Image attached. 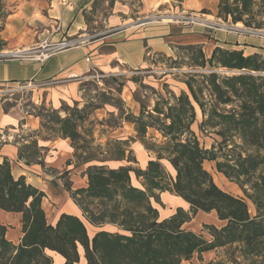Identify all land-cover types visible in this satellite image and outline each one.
<instances>
[{
    "label": "trees",
    "instance_id": "trees-1",
    "mask_svg": "<svg viewBox=\"0 0 264 264\" xmlns=\"http://www.w3.org/2000/svg\"><path fill=\"white\" fill-rule=\"evenodd\" d=\"M215 1L218 18L264 28V0ZM188 49L193 50L192 66L210 72L189 75L184 81L188 93L172 96L173 103L162 100L166 107L156 101L150 111L141 107L139 116L125 118L134 125L135 138L155 159L145 169L90 165L85 170V187L71 190L69 183L65 185L89 224L98 228L109 224L118 231L99 230L90 238L84 222L68 214H61L55 224L48 223L41 205L44 192L24 176L15 178L4 160L0 163V209L21 215L23 235L14 244L5 237L6 226L0 224V264H53L48 251L61 255L63 264H77L79 248L85 264H180L208 251L216 252L208 264H264V56L215 47L206 57L199 45ZM216 69L236 73L220 74ZM198 112L199 132L212 139L209 148L191 128ZM53 114L56 133L71 140L78 164L90 162L92 157H83L85 152L77 153L75 146V139L81 140L82 119ZM148 129L157 130L164 141L148 143ZM132 140L116 143L115 160L126 159ZM19 145V159L29 163L41 157L36 137ZM163 159L174 169V177L162 166ZM205 161H215L217 171L236 183L244 198L215 185L203 167ZM131 173L141 180V187L133 185ZM165 191L183 199L192 215L213 211L225 224H204L209 236L205 238L182 229L191 218L181 208L160 220L152 201L160 204L159 194ZM246 199L254 205V215Z\"/></svg>",
    "mask_w": 264,
    "mask_h": 264
},
{
    "label": "crops",
    "instance_id": "crops-1",
    "mask_svg": "<svg viewBox=\"0 0 264 264\" xmlns=\"http://www.w3.org/2000/svg\"><path fill=\"white\" fill-rule=\"evenodd\" d=\"M4 2L7 16L0 31V41L4 44L2 48H6L5 51L23 53L32 51L34 47L39 48L45 41L54 44L62 40L78 38L81 40L80 46L50 54L42 61L28 57L0 61V86L35 84L36 94L43 95L40 100L47 101L54 110H58L62 104L80 100V87L92 71L114 75L121 71L122 67L138 69L146 62L149 54L169 56L172 49L179 45L202 46L204 50L208 49V56L215 47L241 50L244 55L259 54L256 49L247 50L235 45L241 40L238 37L208 32L199 25L193 26L185 22H180L179 25L150 17L155 11L159 13L172 10L174 0H53L51 3L45 0H4ZM190 2L198 7L189 5ZM180 3L184 12L196 15V12L208 8L211 2L183 0ZM211 5L213 7L212 3ZM229 40L234 44H226ZM1 127H11V134L17 136L23 131H38L40 119L23 113L19 108H12L7 113L0 108ZM1 134L0 130V136ZM36 140L41 148V157L29 163L18 158L19 145L10 139L6 141L7 143L0 140V163L7 160L15 178L24 176L27 183L44 192L45 197L41 205L48 223L55 224L61 214L77 216L82 220L81 210L58 177L61 175L63 177L65 171L75 173L70 171L71 165L77 170L71 140L62 137L44 139L39 136ZM149 156L148 159L153 160L152 155ZM162 162L166 171L174 177L175 172L169 162L166 160ZM90 165L92 164L78 168L83 175L82 183L71 189L86 186L85 170ZM219 180L227 182L223 176H220ZM159 200L160 204L154 201L152 204L157 208L160 220L171 217L178 208L184 211V204L189 207L183 199L168 191L160 193ZM198 213L202 217L197 219L204 221V224H213L216 227L225 224L217 219L214 212ZM82 221L90 238L99 230L118 231L109 224L98 228L87 221V223ZM0 224L7 228L6 239L14 244L19 243L23 235L21 215L0 209ZM185 224L187 222L182 228ZM79 253L80 260L77 264H85L82 248H79ZM47 254L51 256L53 264L64 263V258L58 253L48 251ZM200 256L209 263L216 258V252L208 251ZM191 260L193 257L180 264H190Z\"/></svg>",
    "mask_w": 264,
    "mask_h": 264
},
{
    "label": "rangeland",
    "instance_id": "rangeland-1",
    "mask_svg": "<svg viewBox=\"0 0 264 264\" xmlns=\"http://www.w3.org/2000/svg\"><path fill=\"white\" fill-rule=\"evenodd\" d=\"M174 1L175 2L172 3V10L160 11L159 13L155 11L151 13L152 15L150 17L161 18V20L163 17H171L169 23H177L180 25V22H185L193 26L199 25L208 32H218L225 36L238 37L241 40H239V43L236 42L237 44L235 45H239L247 50L256 49L259 54H264V28H247L242 23L241 25L233 24L230 18H228L227 21L218 18L216 16L217 2L215 0H210L213 7L210 3L208 8L196 12V15L191 14V12H184L181 9L182 4L180 2L183 0ZM189 5L198 7L193 2H190ZM212 11H214V13H212ZM6 16L7 9L5 2L4 0H0V31L3 29ZM242 38L244 40H242ZM228 43L231 45L234 44L231 40L226 44ZM80 44L81 43L76 47L80 46ZM3 46L4 44L0 41V51L6 50V48H2ZM188 46L179 45L174 47L169 56L165 54H149L146 58V62L138 69L122 67L121 71L114 75L92 71L87 76L82 87H80V100L74 103L62 104L58 110H54L44 99L43 101L42 99L40 100V97H43V95L36 94L35 90L37 88L35 84L1 85L0 106L2 107L0 108L6 113L12 108H19V110L25 114L38 117L40 119V129L35 132L23 131L22 134L20 133L17 136H13L11 134V127H1L0 130L2 134L0 140H2V142H8L10 139L11 142L19 145L23 142H29L37 136L44 139L60 137L56 133L58 124L53 118V111H56L60 118L71 116L74 119L78 117L82 119V121H79L78 129V132L81 134V140L75 139V146L78 148L77 153L82 155V153L85 152L83 157H92V160L87 162L88 164L105 165L113 168H118L122 165H130L133 168L145 169L147 161L149 160L148 158H150L149 154L152 155L153 160L155 159V154L146 150L145 146L135 138L136 133L134 132V125L127 122L125 118L129 115H133L134 117L139 116L141 107H145L150 111L154 107L156 101L160 102V107H166L167 102L173 103L172 96H179L182 91L188 93L184 81L189 75L210 72L208 68L200 69L192 66L190 57H192L191 53L193 50L188 49ZM202 50L205 56L209 57L208 49L205 48L204 50L202 48ZM32 51L35 53H26L24 57L35 59L43 50L34 47ZM52 52L53 51L49 50L45 53L51 54ZM216 71L220 74L236 73L224 69H216ZM162 100L166 103H162ZM201 119V113L197 114L196 122L191 128L199 137L200 142L206 148H209L212 144V139L209 137H202L198 130V123L201 122ZM148 121L150 120L148 119ZM41 125L44 127H41ZM20 126L21 125H19V128ZM131 137L134 138V140L128 141L129 147L125 152L126 159L123 161L115 160L116 143L118 141L129 140ZM146 140L148 143L154 145H159L164 141L161 134L155 129L147 130ZM103 160L105 161L102 162ZM126 160H129V162ZM164 160L165 159H163V161ZM74 161L77 170L71 165L70 171H75V173H68L65 171L66 175L64 174L63 177H61L62 175L58 176L65 190L66 183H69L70 188H76V186L82 183L83 175L78 168L87 165V163L84 165L81 164L80 166L77 159L74 158ZM160 162L161 164L163 163L162 166L166 170L164 162H162V160ZM203 167L210 173L213 182L215 181V185L220 189L234 196L244 198V194L240 187L217 171L215 161H205ZM166 172L168 173V171ZM168 174L170 175V173ZM130 175L133 185L141 187V180L137 179L134 173ZM220 176H223L227 182L220 181ZM246 202L249 212L251 215H254V205L248 199H246ZM162 206V208H164V205ZM49 207H51V205H49ZM184 207V213L191 219L182 229L191 230L197 234H202L205 238H209L206 231L203 229L204 221L197 219L201 214L197 212L195 215H192L189 207L185 204ZM82 218V220L86 222L85 218ZM204 220L206 221L207 219ZM197 257L196 254L193 255V260L190 261V264H208V262L204 261L203 257L199 256L200 258L198 260Z\"/></svg>",
    "mask_w": 264,
    "mask_h": 264
},
{
    "label": "built area",
    "instance_id": "built-area-1",
    "mask_svg": "<svg viewBox=\"0 0 264 264\" xmlns=\"http://www.w3.org/2000/svg\"><path fill=\"white\" fill-rule=\"evenodd\" d=\"M49 3H51L53 0H45ZM79 43H81V40L75 39V40H62L60 42L54 43V44H48L46 41L43 42L39 48L42 49L43 51L40 52L38 56L35 57V59H38L39 61H42L46 59L50 54H47L45 52L51 50L53 51L51 54L60 52L66 49L74 48L76 47ZM38 48V49H39ZM10 51H0V61L2 60H10V59H18L19 57H24L26 53H17L15 51L6 53Z\"/></svg>",
    "mask_w": 264,
    "mask_h": 264
},
{
    "label": "bare ground",
    "instance_id": "bare-ground-1",
    "mask_svg": "<svg viewBox=\"0 0 264 264\" xmlns=\"http://www.w3.org/2000/svg\"><path fill=\"white\" fill-rule=\"evenodd\" d=\"M162 20L164 22H170L171 21V17H163ZM237 25H241V23H237ZM6 53H10V52H6ZM17 53H22V52H17ZM23 53L30 54V53H35V52H33V51H26V52H23Z\"/></svg>",
    "mask_w": 264,
    "mask_h": 264
}]
</instances>
